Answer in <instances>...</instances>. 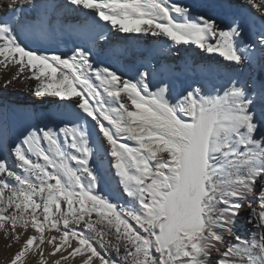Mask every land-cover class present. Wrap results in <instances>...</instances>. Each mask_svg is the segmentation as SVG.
I'll return each instance as SVG.
<instances>
[{
  "label": "snow or ice",
  "instance_id": "snow-or-ice-1",
  "mask_svg": "<svg viewBox=\"0 0 264 264\" xmlns=\"http://www.w3.org/2000/svg\"><path fill=\"white\" fill-rule=\"evenodd\" d=\"M25 6L29 20L17 19L18 0L0 16V70L15 69L0 87L34 80L33 94L56 98L64 112L0 148L3 264H264V0L202 6L242 10L223 26L185 0ZM68 12L80 16L69 51L21 39L62 30ZM109 25L195 45L231 74L176 90L147 68L128 76L100 66L93 46L107 41ZM97 160L107 161L115 191L104 190Z\"/></svg>",
  "mask_w": 264,
  "mask_h": 264
},
{
  "label": "bare ground",
  "instance_id": "bare-ground-1",
  "mask_svg": "<svg viewBox=\"0 0 264 264\" xmlns=\"http://www.w3.org/2000/svg\"><path fill=\"white\" fill-rule=\"evenodd\" d=\"M11 0H0V16L5 15L6 7ZM23 6L18 9L16 17L19 21L29 20L35 14L34 9L25 6V0H18ZM36 3H57L63 0H35ZM190 5H196L197 15L208 12L214 15L217 23H227L233 15L239 11L224 10L217 8L202 7L219 3L221 0H185ZM235 5L240 0H231ZM64 28L47 36L40 37L25 31L21 39L32 49L41 52H59L64 53L72 49L79 42V34L73 30V26L80 21L79 14L68 12L64 17ZM103 23V22H102ZM258 22L253 26L249 22L251 31L258 29ZM107 41H98L93 46L94 62L105 66L113 64L120 72L133 76L137 72L145 71L146 68L152 73L156 81H170L176 90L186 88L188 85L196 86L195 82L207 80L209 82H223L231 74V68L226 66L223 59L217 54H209L200 50L195 45H175L168 42L164 43V38L150 37L143 34L118 33L111 29L110 25L105 29ZM211 65L215 69L218 65L220 71L211 73H202L198 69L203 65ZM15 71L3 72L0 70V76L8 79ZM244 76H247L250 69L239 70ZM2 83V80H0ZM34 80L27 83L17 81L13 86L7 89L0 87V148H3L9 141L21 136L31 127L43 126L44 122H58L61 114L64 112L63 105L56 103V98L36 97L30 90ZM105 173V191H115L116 182L108 172V163L104 160H97L96 165ZM238 229L243 235H247L251 225L247 223L244 213L238 220ZM8 255L4 248V241L0 238V264H3L4 257Z\"/></svg>",
  "mask_w": 264,
  "mask_h": 264
}]
</instances>
